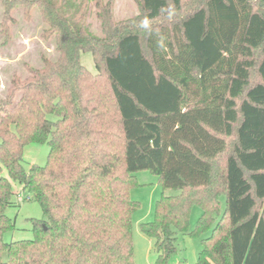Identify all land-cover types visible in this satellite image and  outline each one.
Listing matches in <instances>:
<instances>
[{
	"label": "trees",
	"instance_id": "1",
	"mask_svg": "<svg viewBox=\"0 0 264 264\" xmlns=\"http://www.w3.org/2000/svg\"><path fill=\"white\" fill-rule=\"evenodd\" d=\"M0 1L5 40L15 9L38 8L58 53L0 97V264H137L140 172L162 187L139 225L159 263L182 233L201 237L196 264H264V0H138L122 21L114 0H95L101 36L78 17L90 0L68 13ZM40 143L46 163L27 170L24 149ZM11 180L45 217L30 219L33 239L7 243Z\"/></svg>",
	"mask_w": 264,
	"mask_h": 264
},
{
	"label": "rangeland",
	"instance_id": "2",
	"mask_svg": "<svg viewBox=\"0 0 264 264\" xmlns=\"http://www.w3.org/2000/svg\"><path fill=\"white\" fill-rule=\"evenodd\" d=\"M63 13L74 12V7L78 6L80 0H51ZM104 2L108 0H103ZM113 10L115 20L122 21L139 15L138 0H114ZM81 11L78 14L84 17V22L90 30L101 36L102 26L98 18V8L95 0L84 1L81 4ZM27 15L23 6L18 7L13 12L14 22L10 26L9 38L5 40L2 32L1 22L4 16L3 5L0 1V97L6 96L7 88L12 80L18 76L22 80L30 74L27 66L34 68L43 65V56L54 60L57 58L54 40H45L43 32L46 25L42 22L41 12L38 8L29 10ZM82 64L91 72L95 73L94 58L90 52L81 53ZM1 142V138H0ZM23 166L27 170L33 164L41 166L46 163L49 154L47 144H30L24 149ZM2 175L9 178L7 169L3 168ZM142 186L131 191V197L139 202V207L132 217L134 260L137 264H163L157 260L154 250L153 240L146 237L139 225L141 222L152 221L154 217V207L156 201L161 198L162 187L157 177L148 172H140L137 175ZM14 187L12 200L14 204L6 210V215L15 221V228L4 236L7 243L12 241H27L34 238L30 219H43L40 205L24 192L22 185L11 180ZM169 190L167 194H174ZM225 198L222 200V210L225 208ZM190 217V227L195 229L202 211L198 207L192 208ZM178 251L170 256L165 264H196L198 255L202 250L201 237H193L188 234L179 233ZM7 259V255H3Z\"/></svg>",
	"mask_w": 264,
	"mask_h": 264
},
{
	"label": "crops",
	"instance_id": "3",
	"mask_svg": "<svg viewBox=\"0 0 264 264\" xmlns=\"http://www.w3.org/2000/svg\"><path fill=\"white\" fill-rule=\"evenodd\" d=\"M141 183V182H140Z\"/></svg>",
	"mask_w": 264,
	"mask_h": 264
}]
</instances>
